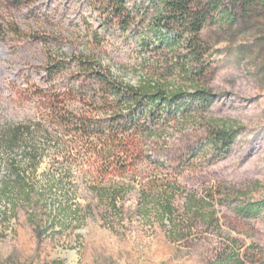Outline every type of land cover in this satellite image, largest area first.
I'll use <instances>...</instances> for the list:
<instances>
[{
	"label": "rangeland",
	"instance_id": "obj_1",
	"mask_svg": "<svg viewBox=\"0 0 264 264\" xmlns=\"http://www.w3.org/2000/svg\"><path fill=\"white\" fill-rule=\"evenodd\" d=\"M193 1L204 21L190 46L161 0H124L128 26L103 19L108 1L0 0L21 33L0 40V129L41 122L25 145L37 165L0 147V264H264V209L239 211L264 201V0ZM50 56L68 68L50 76ZM99 65L168 99L123 107L146 130L83 146L43 116L60 90L72 116L83 88L99 106Z\"/></svg>",
	"mask_w": 264,
	"mask_h": 264
},
{
	"label": "trees",
	"instance_id": "obj_2",
	"mask_svg": "<svg viewBox=\"0 0 264 264\" xmlns=\"http://www.w3.org/2000/svg\"><path fill=\"white\" fill-rule=\"evenodd\" d=\"M17 4H20L23 0H14ZM99 2L108 1L109 9L105 14H103V19L106 22H116L122 26H128L130 24L131 16L128 12L124 10V0H97ZM161 3L164 7L169 9V13L174 17H179L180 22L175 21L174 24H179L183 27H188V30L191 31V37L189 38V44L195 43L198 41V34L202 27L204 16L196 17V14L193 13L195 2L193 0H161ZM8 33H14L17 37L21 35L18 27H13L12 25L6 24L0 14V40H3L7 37ZM178 38H160V46H169L174 47ZM197 49H200L199 46H195ZM198 50H194L196 54ZM199 54V58L201 57ZM80 66L84 69V72L89 74L91 65L89 60L82 57L80 58ZM46 68L48 69V74H56L62 70L68 68V64L65 63L64 59L48 58ZM94 78L96 79L98 85V92L101 93L103 99L101 100L99 106L92 108L90 100L88 99V90L83 88L79 94L80 100L79 103H82V110L76 113L75 116H72L73 112H68L64 108H58L57 104L63 103L64 99L58 100L60 96H71L72 94L64 92L62 90L51 93L52 101L49 102L50 112L46 116L45 121L50 125H58L62 128L66 136L71 134L74 135L77 140H79L83 146H91L94 144V141L102 142L106 144L108 141L116 140L120 136L123 137L125 133L129 131L138 132L146 130V118L147 116L142 114L136 120L130 118H125L122 109L126 106L136 107L139 110L143 108L152 107L157 100L165 97V93L159 88H155L150 84L147 86L133 87L130 85H125L122 82H118L117 79L111 74V72L102 67L98 66V71L94 73ZM52 90V89H51ZM177 93H174L169 98L172 99L176 97ZM59 101V102H58ZM81 110V109H80ZM111 112V116L108 120H104L99 116H93L94 112ZM66 117L72 118V121L64 122L63 118ZM44 121V120H43ZM41 127V122L38 124H18V125H9L6 124L4 128L0 129V147L8 150H16L23 148L22 154L23 158L26 159L31 165L35 166L38 164V150L35 146L26 148L28 140H32L37 131ZM234 136L230 134H222L218 138V143H231ZM68 160H72L71 156L67 157ZM165 214H168L170 211L169 204L165 206ZM262 209H264V201L260 203H252L245 206L243 209L239 210L241 213L245 214L248 217L256 216ZM239 263L234 262V264Z\"/></svg>",
	"mask_w": 264,
	"mask_h": 264
}]
</instances>
